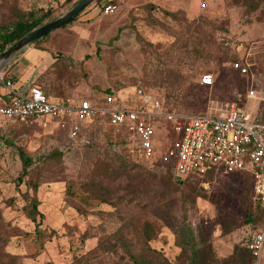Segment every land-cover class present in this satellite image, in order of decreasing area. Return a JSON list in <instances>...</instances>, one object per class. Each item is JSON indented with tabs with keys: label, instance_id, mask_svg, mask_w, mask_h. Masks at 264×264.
Instances as JSON below:
<instances>
[{
	"label": "rangeland",
	"instance_id": "obj_1",
	"mask_svg": "<svg viewBox=\"0 0 264 264\" xmlns=\"http://www.w3.org/2000/svg\"><path fill=\"white\" fill-rule=\"evenodd\" d=\"M74 1L0 0V24L31 9H52L60 17ZM111 1L115 12L106 14L93 2L73 24L51 32L42 43L46 50L16 53L6 65L18 76L15 86L36 76L30 88L43 80L49 96L69 103L88 99L100 105L96 100L114 90L120 105L133 108L136 91L143 89L161 95L184 117L232 104L264 114V0L256 10L241 0ZM55 53L61 60L41 77L39 69L27 68L31 56L49 65ZM233 62L247 71L235 70ZM204 74L213 75V85L200 83ZM251 90L256 97H249ZM82 124L73 140L60 120L0 118V209L23 231L6 249L24 264H132L128 251L184 264L180 234L188 229L212 244L216 264H230L235 248L247 249L262 229L263 218L258 226L245 222L247 209L255 206L250 176L216 171L174 181L172 163L163 156L176 134L164 120L150 161L138 156L137 141L103 119ZM19 148L34 160L20 186ZM93 183L100 190L91 197L83 186ZM34 196L46 217L37 233L23 211ZM145 224L156 235L150 241L142 234ZM255 264H264V246Z\"/></svg>",
	"mask_w": 264,
	"mask_h": 264
},
{
	"label": "built area",
	"instance_id": "obj_2",
	"mask_svg": "<svg viewBox=\"0 0 264 264\" xmlns=\"http://www.w3.org/2000/svg\"><path fill=\"white\" fill-rule=\"evenodd\" d=\"M117 9L109 4L105 13L111 14ZM233 68L246 72L240 62ZM212 74H204L201 84H214ZM0 82L15 96L0 103V118L8 120H28L50 118L60 120L68 126L70 139L76 140L81 134L82 123L94 117L106 121L116 132L127 134L131 141H137L136 152L141 160L150 161L156 156L155 140L159 138L156 124L164 120L171 125L176 134L163 156L164 162L172 163L175 175L186 178L194 174H206L215 167L226 174L249 172L253 177V202L263 214L262 229L252 235L249 248L257 261L260 260L264 246V115L260 111L247 109L235 104L184 117L172 111L157 94L143 89L136 91V105L126 108L116 101L114 95L92 102L83 99L79 102H65L52 99L42 89L24 88L19 91L11 79L0 72ZM255 91L249 97H256Z\"/></svg>",
	"mask_w": 264,
	"mask_h": 264
},
{
	"label": "trees",
	"instance_id": "obj_3",
	"mask_svg": "<svg viewBox=\"0 0 264 264\" xmlns=\"http://www.w3.org/2000/svg\"><path fill=\"white\" fill-rule=\"evenodd\" d=\"M67 1L72 2L73 0H67ZM79 1L80 0L74 1L73 4L68 9L75 6ZM93 2H97L98 5L102 6V8H105L107 5H109L111 2L113 3L114 1L94 0ZM261 2L262 0H241V5H243L244 7H247L249 10L251 9L256 10L259 7ZM149 7L155 9L156 5L150 4ZM163 11L165 14L170 15L172 17H177L178 15V13H171L167 10H163ZM82 12L77 17H75L72 21H70L68 24L64 25L63 27H67L68 25L73 24L78 19V17L82 14ZM58 17L59 15L56 16L52 9H47V10L31 9V10H27V11L17 14L15 18H13L10 22L0 24V54L8 50L12 45H14L19 40H21L23 37L33 32L35 29L57 19ZM122 29L123 28L121 27L120 31ZM50 34L51 33L37 39L36 41L32 43V45L38 49H45V46L42 45V43L44 42L45 39L49 37ZM118 37L119 35L116 36V38ZM57 57L59 58V60H61L62 58L59 53L57 54ZM56 64H58V61ZM5 77L15 82V77L11 76L9 74V71L5 72ZM44 92L47 94L46 91ZM150 94H156V93H150ZM106 95H114L116 97V92L114 90H107L106 93L103 95L102 99ZM158 96H160L163 99L161 95H158ZM163 101H164V104L166 105L164 99ZM92 102L94 103V101ZM156 127H157V132H158L160 128L159 122L156 124ZM111 128L114 129L113 127ZM117 133L125 136L128 140H130L127 134H124L123 132H117ZM19 155L22 160V169L17 179V182H18V185L20 186L21 184L25 182L26 177L29 175L30 170L34 164V160L32 156L29 155L22 148H19ZM216 171L218 170L215 167H213L211 170L208 171L207 174H212V173H215ZM238 173L246 174L250 176V178L253 180L252 174L249 172L244 171V172H238ZM233 174H237V173H233ZM173 176H174V181L176 183L182 184V182H185V179L193 175H190L186 178H178L175 175V172L173 169ZM191 187L193 189V186ZM33 188L35 192L38 191L37 184H33ZM83 189H85L88 192V194H90L91 197H94V196H97V192L100 190V187L97 183H93L91 186H88V185L83 186ZM71 193L72 194L74 193L73 189ZM40 204H41L40 200L36 196H34V197H31L30 201L26 203V205L23 206L24 214L26 215L28 219H30L35 224L36 233L40 230V227L42 226L46 218L45 214L40 210ZM261 218H263V214L259 207L254 206V208L249 207L247 209L246 221H245L247 224L258 226V224H260L259 222ZM142 234L147 241H150L156 237V235L153 232L152 227L148 224H145L143 226ZM21 235H23V231H21L19 227L14 226L11 223L7 222L0 209V264H24L23 258L21 256L12 254L8 252L6 249L12 237L21 236ZM180 238H181V244L184 245L183 254L185 255V259H186V262L184 264H216V260L214 256V248L212 244L206 241L203 235H201L200 239L197 240L195 238V234L192 231V229H188L186 233L180 234ZM246 248L247 249H244L241 246H237L231 258L229 259L230 264H255L257 261V257L254 255V252L252 251V249H250L248 246ZM128 253L131 256L132 264H167V262H163V260H161L160 258H157V260L152 259L150 256H148V254H144L143 256L142 255L140 256V255L130 253L129 251ZM156 254H159V253H156ZM221 262H223V264H227L228 261L223 260Z\"/></svg>",
	"mask_w": 264,
	"mask_h": 264
},
{
	"label": "water",
	"instance_id": "obj_4",
	"mask_svg": "<svg viewBox=\"0 0 264 264\" xmlns=\"http://www.w3.org/2000/svg\"><path fill=\"white\" fill-rule=\"evenodd\" d=\"M94 0H80L73 8L64 13L57 19L35 29L33 32L23 37L17 43L12 45L8 50L0 54V72L7 65V63L13 58V56L30 47V45L37 39L53 32L54 30L63 27L77 17L83 10H85ZM27 88V86L25 87ZM24 88V90H25Z\"/></svg>",
	"mask_w": 264,
	"mask_h": 264
},
{
	"label": "crops",
	"instance_id": "obj_5",
	"mask_svg": "<svg viewBox=\"0 0 264 264\" xmlns=\"http://www.w3.org/2000/svg\"><path fill=\"white\" fill-rule=\"evenodd\" d=\"M38 49V48H37ZM47 49V47L45 46V49H41V50H46ZM35 50V47L34 46H30V47H28V48H26L25 49V51L23 52V54H30V53H32L33 51ZM61 57H62V55H61ZM52 61L53 62H51L52 64H49L48 65V63H41L38 59H35V57H30V64H29V66L27 67V68H32V67H34V69L37 71V69H39L40 70V74H39V76L41 77L42 75H44L45 74V72L47 71V69H48V67L49 66H51V65H53V64H56L57 63V61H59V58L57 57V54L55 53V54H53V58H52ZM50 63V62H49ZM70 68H71V66H70ZM2 72L5 74V72H7L6 71V66L3 68V70H2ZM9 73H11V72H9ZM16 78H15V82H13L14 83V87H15V89L16 90H19V91H21L23 88H25L26 86H27V88H29L30 89V86H31V83H33L34 82V80H35V77L36 76H34V77H31V80L30 81H28V83L25 85V86H21L20 87V89H18L16 86H15V83L17 82V80H18V76H17V74H14V73H12ZM42 79V78H41ZM36 81V80H35ZM40 81V80H39ZM35 83H37V82H35ZM3 84V83H2ZM40 85L38 86V88H41L43 91H46L47 92V90H45L47 87H46V82L45 81H43V80H41V82L39 83ZM1 84H0V103H5V102H9L15 95L13 94V93H11L10 91H8V89L4 86V84H3V86L5 87L4 89L3 88H1ZM36 87V86H35ZM73 90V89H72ZM71 94H73V92H71ZM51 97V96H50ZM70 97V96H69ZM52 99H59V100H61V101H65L63 98H60V97H51ZM67 102V101H66ZM1 119H3V118H1Z\"/></svg>",
	"mask_w": 264,
	"mask_h": 264
}]
</instances>
